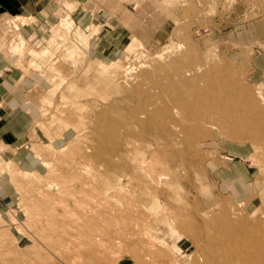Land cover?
Listing matches in <instances>:
<instances>
[{"label": "rangeland", "instance_id": "rangeland-1", "mask_svg": "<svg viewBox=\"0 0 264 264\" xmlns=\"http://www.w3.org/2000/svg\"><path fill=\"white\" fill-rule=\"evenodd\" d=\"M54 4L35 35L22 31L31 20L0 19L32 85L23 148L39 163L19 166L0 146V264L242 260L264 235V120L244 129L238 111L264 83L231 44L258 24L264 51V0H163L110 62L93 53L107 21L82 26L73 0ZM184 71L190 84L176 81ZM235 163L234 196L218 173Z\"/></svg>", "mask_w": 264, "mask_h": 264}, {"label": "crops", "instance_id": "crops-1", "mask_svg": "<svg viewBox=\"0 0 264 264\" xmlns=\"http://www.w3.org/2000/svg\"><path fill=\"white\" fill-rule=\"evenodd\" d=\"M89 1L92 2L88 5ZM163 0H73L80 8L74 13V18L82 26L90 22L91 15L95 23L106 20L109 24L110 34L99 43H94V56L104 62H110L116 58L123 46L127 45L133 38H141L139 34L140 18L142 15L155 11ZM55 0H0V19L6 17H23L32 21L29 27H23L25 33L38 34L39 29H45L47 24L54 21ZM87 6V10H85ZM97 8V10H96ZM91 14V15H90ZM39 26V27H38ZM39 28V29H38ZM258 24H250L247 34L241 35L237 32V37L231 45L234 56L240 58L241 67L251 69L252 72L261 73L256 81L264 83V51L257 50ZM142 39V38H141ZM244 50L245 53L241 52ZM247 50V52H246ZM21 65V58L13 49L4 46L0 42V146L5 152V157L13 156L15 163L19 166L37 168L39 163L31 162L34 154L25 151L23 140L28 134L31 125V113L34 109L28 105L26 92L31 88V83L27 78ZM32 76V75H31ZM31 114V115H30ZM59 141H55L53 146H60ZM232 148V149H231ZM229 150H237L229 147ZM243 167L240 163H235L228 170H221L218 179L222 182L223 191L230 190L232 195H236L235 182L242 180ZM236 180L233 184L232 181Z\"/></svg>", "mask_w": 264, "mask_h": 264}, {"label": "bare ground", "instance_id": "bare-ground-1", "mask_svg": "<svg viewBox=\"0 0 264 264\" xmlns=\"http://www.w3.org/2000/svg\"><path fill=\"white\" fill-rule=\"evenodd\" d=\"M105 69V68H104ZM196 69V68H195ZM197 70V69H196ZM126 71V70H125ZM195 71V70H194ZM198 71V70H197ZM126 74L125 75H128L127 74V72H125ZM192 74H194V73H192ZM198 74H200V70H199V73ZM230 74H231V72H230ZM195 75V74H194ZM226 75V74H225ZM178 76H180L179 78H180V80H178L177 79V77ZM177 77H176V81L177 82H179V83H181V85L182 84H185V83H187V84H190V82H188V81H185L186 80V78H190V77H192L191 76V72L190 71H184L183 73H182V75L180 74V75H178ZM196 76V75H195ZM199 76V75H198ZM227 76V75H226ZM199 78V77H198ZM197 78V79H198ZM117 79H118V77H117ZM120 79V78H119ZM175 79V78H174ZM202 79H204V78H202ZM218 80H220V79H218ZM226 79L225 78H221V83H223L224 81H225ZM117 81V80H116ZM127 81V80H126ZM118 82V81H117ZM176 82V83H177ZM174 83H175V81H174ZM175 83V84H176ZM178 83V84H179ZM200 83V82H199ZM202 83V82H201ZM225 83V82H224ZM186 84V85H187ZM198 84V82H196V85ZM176 86V85H175ZM195 86V85H194ZM232 86V85H231ZM178 87H180V85L178 86ZM127 88V87H126ZM175 88V87H174ZM183 88V87H182ZM222 88V90L223 91H227V90H224L225 89V87H221ZM176 89V88H175ZM180 89V88H179ZM178 89V90H179ZM187 89V88H186ZM215 89V88H214ZM213 91V90H212ZM212 91H210L209 92V96H210V98H213L214 100H216V99H218L217 98V95H215L214 93H216V92H212ZM212 92V93H211ZM206 94H208L207 92H205ZM235 93V92H234ZM253 94V93H252ZM181 95V94H180ZM200 96V95H199ZM179 97V96H178ZM227 97V96H226ZM222 98V97H221ZM247 98V97H246ZM224 98H222V100H223ZM245 99V98H244ZM174 100V99H173ZM199 100V99H198ZM170 102V101H169ZM176 102V101H175ZM244 102H245V100H244ZM179 103V102H178ZM200 104V103H199ZM176 105H177V103H176ZM175 105V106H176ZM244 105H245V109L244 110H239L238 111V115L240 116V117H242V125H243V128L244 129H247L248 127H250V126H252L253 125V123L255 122H258L259 120L261 121H263L264 120V95L262 94V93H260V92H256L255 94H253L250 98H248V100H246V102L244 103ZM174 106V107H175ZM198 105H197V103H196V105H195V107H197ZM202 107V106H201ZM201 107H198V109L199 108H201ZM212 108V107H211ZM186 109V108H185ZM197 109V110H198ZM222 109V108H221ZM187 110V109H186ZM192 110V109H191ZM218 110V109H217ZM148 111V110H147ZM194 111H196V109H194ZM193 111V112H194ZM174 112V111H173ZM189 112V111H188ZM218 112H220V110L218 111ZM223 112V111H222ZM147 113V112H146ZM168 113V112H167ZM192 113V112H191ZM226 113H228V114H226V116H229V117H231V115H232V117L231 118H234V119H236L237 120V118H236V116L233 114L234 112H229V110H227L226 111ZM240 113V114H239ZM147 115V114H146ZM146 115H144V116H146ZM172 115H173V113H172ZM191 115V114H190ZM211 115V114H210ZM148 116V115H147ZM212 116V115H211ZM239 116H237V117H239ZM138 117V116H137ZM198 117H199V115H198ZM198 117H195V118H198ZM214 118H215V116H213ZM200 118V117H199ZM141 119V118H140ZM139 119V120H140ZM217 119V118H216ZM215 119V120H216ZM194 120H196V119H194ZM214 120V119H213ZM198 121V120H197ZM219 121V120H218ZM259 121V122H260ZM167 122V121H166ZM210 122V121H209ZM212 122V121H211ZM220 122H222V120H220ZM193 123L194 124H196L197 122H195V121H193ZM213 123V125H214V123H216V122H212ZM218 123V122H217ZM115 124V123H114ZM221 124V123H220ZM263 124V123H262ZM203 125H205V124H203ZM234 126V125H233ZM258 127V126H257ZM259 128V127H258ZM125 129V128H124ZM260 129V128H259ZM258 129V130H259ZM258 130H256V135H257V133H258ZM259 132L261 133V130H259ZM253 133V132H252ZM259 134V133H258ZM260 135V134H259ZM258 137V136H257ZM107 143V142H106ZM127 147V146H126ZM102 163V162H101ZM62 189V188H61ZM85 198V197H84ZM62 206V205H61ZM76 219V218H75ZM77 221V220H76ZM78 222V221H77ZM76 222V223H77ZM75 223V222H74ZM48 227V226H47ZM50 228V227H49ZM234 235H236V234H234ZM249 238V237H248ZM247 238V239H248ZM236 239V238H235ZM252 240H253V238H251ZM237 240V239H236ZM244 240V239H243ZM234 241V240H233ZM249 244H250V247H249V249L248 250H245V248L242 246L241 247V250L239 251L241 254H244V258L242 259V260H239L238 259V261H236L234 264H247V261L249 262V264H264V235H263V237H262V239L259 241V240H256L255 241V243H253V242H249ZM235 251L237 252V250L235 249ZM64 255V254H63ZM226 255V254H225ZM228 255V254H227ZM72 257V256H71ZM238 257V256H237ZM236 257V258H237ZM213 258V257H212ZM238 258H240V257H238ZM247 258V261H245V259ZM206 261V260H205ZM210 263H212L211 261H209ZM72 263V262H71ZM209 264V263H208ZM213 264H214V262H213Z\"/></svg>", "mask_w": 264, "mask_h": 264}]
</instances>
